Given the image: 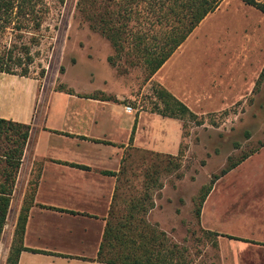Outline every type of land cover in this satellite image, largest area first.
I'll use <instances>...</instances> for the list:
<instances>
[{
    "label": "rangeland",
    "instance_id": "1",
    "mask_svg": "<svg viewBox=\"0 0 264 264\" xmlns=\"http://www.w3.org/2000/svg\"><path fill=\"white\" fill-rule=\"evenodd\" d=\"M45 3L48 13L41 27L40 44L31 50L34 59L29 67V77L40 80V105L50 103L54 91L71 89L74 95L83 96L78 101L82 105H90L87 97L103 92L118 98L133 113L137 109L149 111L151 82L156 80L145 81L139 66L120 73L107 62L112 48L89 28L78 11V0ZM173 58L177 63L174 72H186L181 99L204 123L198 126L186 121L183 130L179 121L180 140L175 138L172 143L175 150L178 148L174 154H163L166 158L161 161L170 164V171L160 178L163 187L153 193L154 209L148 217L167 233L172 244L184 250L189 264H215L217 237L202 228L192 200L226 166L228 158L236 160L264 141V81L254 90L264 66V15L239 0H224ZM156 78L165 87L170 83L164 73ZM156 119L154 114L144 115V145L150 146V138L161 142L164 136L175 133L174 127L164 126L160 118L157 126ZM103 129L109 130L110 126L97 128ZM117 133L119 138L122 133ZM141 150L131 152L127 175L120 182L121 190L128 195L142 191L144 167L155 160ZM236 175L244 178L247 173ZM9 229L10 221L2 235L0 256Z\"/></svg>",
    "mask_w": 264,
    "mask_h": 264
},
{
    "label": "crops",
    "instance_id": "2",
    "mask_svg": "<svg viewBox=\"0 0 264 264\" xmlns=\"http://www.w3.org/2000/svg\"><path fill=\"white\" fill-rule=\"evenodd\" d=\"M173 55L149 81L156 80L186 104L181 99L186 72H174ZM161 73L169 78L167 87L156 78ZM41 92L37 78L0 72V118L31 126L4 227L5 231L10 221L0 264L5 263L24 206L28 210L23 246L35 251H21L17 264H106L96 258L110 209L112 203L123 208L128 193L121 190L116 176L103 172L118 173L124 158L122 180L133 151L174 154L172 143L180 140V120L138 109L127 112L111 101L90 98V105H82L78 102L82 97L60 91L53 92L50 103L40 105ZM152 114L164 126L172 125L175 133L161 142L150 138L149 146L141 142V135L144 115ZM103 125L110 129L97 130ZM117 132L122 133L119 138ZM244 173V178L236 175ZM248 181L255 184H244ZM153 209L146 219L157 225L148 217ZM199 221L207 232L217 234L215 264H264V146L214 183Z\"/></svg>",
    "mask_w": 264,
    "mask_h": 264
},
{
    "label": "trees",
    "instance_id": "3",
    "mask_svg": "<svg viewBox=\"0 0 264 264\" xmlns=\"http://www.w3.org/2000/svg\"><path fill=\"white\" fill-rule=\"evenodd\" d=\"M223 1L78 0L77 5L89 28L109 42L112 54L106 58L107 62L120 73L139 66L143 70L144 80L149 81ZM239 1L264 15V0ZM47 13L45 0H0V72L29 76V67L34 59L31 50L40 44V31ZM263 81L264 66L254 90H258ZM59 91L73 94L71 89ZM151 93V113L182 121L183 130L186 121L198 126L204 123L202 117L160 84L153 83ZM87 98L122 104L116 97L103 92ZM225 113L226 111L221 114ZM30 131L31 126L28 124L0 118V243ZM263 146L264 141H261L238 159L228 158L226 166L213 175L207 185L200 188L192 200L197 220L202 204L214 183ZM144 153L155 160L144 167L142 191H132L125 198L126 205L123 208L117 209L112 203L96 259L106 264H189L182 252L184 250L172 244L165 232L146 219L154 206L152 195L162 189L160 178L169 173L170 164L161 161L166 158L162 154L147 151ZM123 161L124 158L118 173L103 174L116 176L117 182H121L120 177L125 174L126 168ZM72 166L87 169L85 166ZM177 166H173V169ZM126 181L128 182V179ZM118 189L117 186L114 201ZM27 210L25 206L22 207L18 215L4 264H17L21 251L29 250L23 246ZM206 233L217 235L213 232Z\"/></svg>",
    "mask_w": 264,
    "mask_h": 264
},
{
    "label": "built area",
    "instance_id": "4",
    "mask_svg": "<svg viewBox=\"0 0 264 264\" xmlns=\"http://www.w3.org/2000/svg\"><path fill=\"white\" fill-rule=\"evenodd\" d=\"M126 111H127V112H131V108H130V107H127V108H126Z\"/></svg>",
    "mask_w": 264,
    "mask_h": 264
}]
</instances>
